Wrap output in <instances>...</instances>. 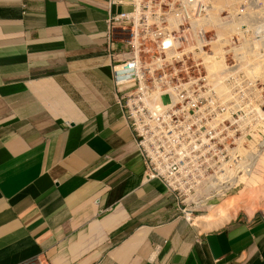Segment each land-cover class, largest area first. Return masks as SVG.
I'll use <instances>...</instances> for the list:
<instances>
[{
	"label": "crops",
	"instance_id": "0c3cea01",
	"mask_svg": "<svg viewBox=\"0 0 264 264\" xmlns=\"http://www.w3.org/2000/svg\"><path fill=\"white\" fill-rule=\"evenodd\" d=\"M107 13V0H0V264H264L260 215L202 232L144 182Z\"/></svg>",
	"mask_w": 264,
	"mask_h": 264
},
{
	"label": "built area",
	"instance_id": "2783aa9c",
	"mask_svg": "<svg viewBox=\"0 0 264 264\" xmlns=\"http://www.w3.org/2000/svg\"><path fill=\"white\" fill-rule=\"evenodd\" d=\"M107 1V40L119 56L111 64L114 100L144 182H158L175 218L190 223L258 170L257 157L244 152L254 135L249 143L243 132L242 78L212 45L230 34L221 32L213 0Z\"/></svg>",
	"mask_w": 264,
	"mask_h": 264
},
{
	"label": "rangeland",
	"instance_id": "374dc122",
	"mask_svg": "<svg viewBox=\"0 0 264 264\" xmlns=\"http://www.w3.org/2000/svg\"><path fill=\"white\" fill-rule=\"evenodd\" d=\"M213 2L212 8H215L213 14L216 17H223L225 21V27L222 25L221 32L229 33L230 36L219 40L213 39L212 45H221L220 50L226 51V58L236 65V72L242 78L243 132L249 143L251 134L254 135V147L251 149L249 145L244 152L254 154L258 159V170L254 173L256 183H244L224 201L249 192L252 197L245 194L244 200L251 211L238 204L235 208L236 213L241 211L247 216L264 214V0H213ZM199 215L202 214L196 213L194 217ZM193 226L202 232L211 229L203 228L194 221Z\"/></svg>",
	"mask_w": 264,
	"mask_h": 264
},
{
	"label": "bare ground",
	"instance_id": "6f19581e",
	"mask_svg": "<svg viewBox=\"0 0 264 264\" xmlns=\"http://www.w3.org/2000/svg\"><path fill=\"white\" fill-rule=\"evenodd\" d=\"M251 177L252 176L247 178L246 183H248V182H250V183L255 182L256 183V180H254V178L251 179ZM245 194L248 196L249 195L251 196V193L246 192V193H242L240 195L238 194L235 197H231L228 200H225V201L223 200L222 203L214 206V208L207 215L196 217L193 219V221L196 223H199V225H201L202 227H206V225H207L206 223H208L209 221L212 222L213 220L218 221V223L216 225H220L223 222L227 221L229 218H231L236 213L235 208L237 207L238 204L239 205L241 204V206L243 205L245 210L251 211L250 206L246 205V202L244 200ZM251 209H253V208H251Z\"/></svg>",
	"mask_w": 264,
	"mask_h": 264
},
{
	"label": "clouds",
	"instance_id": "9594fccd",
	"mask_svg": "<svg viewBox=\"0 0 264 264\" xmlns=\"http://www.w3.org/2000/svg\"><path fill=\"white\" fill-rule=\"evenodd\" d=\"M226 199V198H225ZM222 201V200H221ZM220 201V202H221ZM220 202H217V203H220ZM213 207V204H212V206L210 207V208H208V210H210L211 208ZM199 211V210H198ZM198 211H196V212H198ZM196 212L194 213V214H196ZM194 214H193V216H192V222H190V223H188V224H191V225H193V219L194 218H196V217H194ZM258 214V213H257ZM259 215V214H258Z\"/></svg>",
	"mask_w": 264,
	"mask_h": 264
}]
</instances>
